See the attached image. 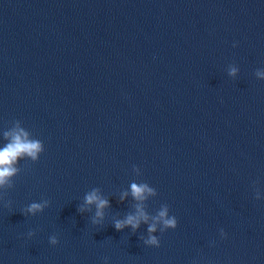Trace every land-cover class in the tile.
I'll return each mask as SVG.
<instances>
[{
    "label": "water",
    "instance_id": "95a60500",
    "mask_svg": "<svg viewBox=\"0 0 264 264\" xmlns=\"http://www.w3.org/2000/svg\"><path fill=\"white\" fill-rule=\"evenodd\" d=\"M19 129L43 151L0 188V264H264V0H0V148Z\"/></svg>",
    "mask_w": 264,
    "mask_h": 264
},
{
    "label": "clouds",
    "instance_id": "9594fccd",
    "mask_svg": "<svg viewBox=\"0 0 264 264\" xmlns=\"http://www.w3.org/2000/svg\"><path fill=\"white\" fill-rule=\"evenodd\" d=\"M236 69L233 68L230 70V75H234ZM10 136V142L7 143L3 148H0V188L12 187L10 178L14 176L17 172V168L14 167L18 158L23 156L30 157L33 161L38 158V154L43 151L42 143L39 140H29L28 134L19 129L18 131L9 134L5 133V138ZM132 196L137 201H143L146 199V195H154V190L147 186V184L137 185L133 183L131 185ZM85 204L96 206L95 216L97 218H103V209L108 206V201L102 199L97 195V192L93 190L91 193L85 196ZM43 205L40 203H32L27 207V212L34 214L37 211L42 209ZM83 211V209H80ZM168 208L162 207L159 211L157 217H154V221H160L164 225L165 228H176L177 220L175 217H167ZM147 222L148 216L143 211V208L138 204L137 211L135 215H128L123 220H116L114 222V227L117 231L122 230L126 226H131L133 230L139 227L141 221ZM97 220H94L93 223H97ZM156 230L155 222L150 224L148 227V232L151 234ZM31 235V233H30ZM49 242L53 245L57 243L55 237H50ZM147 245L159 246V241L155 236L149 235L148 239L144 241Z\"/></svg>",
    "mask_w": 264,
    "mask_h": 264
}]
</instances>
